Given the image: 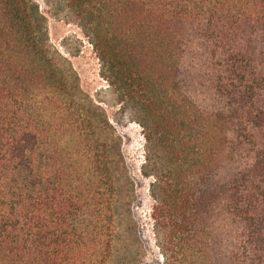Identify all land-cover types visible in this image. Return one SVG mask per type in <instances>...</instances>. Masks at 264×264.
Wrapping results in <instances>:
<instances>
[{
	"label": "trees",
	"instance_id": "obj_1",
	"mask_svg": "<svg viewBox=\"0 0 264 264\" xmlns=\"http://www.w3.org/2000/svg\"><path fill=\"white\" fill-rule=\"evenodd\" d=\"M145 131L163 264H264V0H68ZM123 137L0 0V264H143Z\"/></svg>",
	"mask_w": 264,
	"mask_h": 264
},
{
	"label": "rangeland",
	"instance_id": "obj_2",
	"mask_svg": "<svg viewBox=\"0 0 264 264\" xmlns=\"http://www.w3.org/2000/svg\"><path fill=\"white\" fill-rule=\"evenodd\" d=\"M34 1L47 19L51 45L73 64L83 90L106 109L123 137L124 155L137 184L133 215L144 247L142 263L163 264L152 217L153 200L149 195L152 177L142 174L147 143L144 128L138 120L139 111L132 102L123 104L115 87L107 81L103 62L92 40L93 31L68 0Z\"/></svg>",
	"mask_w": 264,
	"mask_h": 264
}]
</instances>
